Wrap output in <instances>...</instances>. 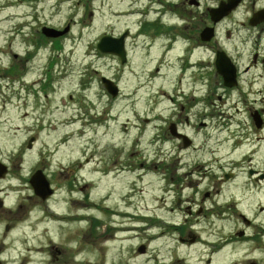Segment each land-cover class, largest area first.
I'll use <instances>...</instances> for the list:
<instances>
[{
	"label": "flooded vegetation",
	"instance_id": "1",
	"mask_svg": "<svg viewBox=\"0 0 264 264\" xmlns=\"http://www.w3.org/2000/svg\"><path fill=\"white\" fill-rule=\"evenodd\" d=\"M203 1L100 0L104 29L87 42L88 73L75 90L76 121L91 136L75 159L60 155L69 137L58 133L72 127L60 113L75 99L72 42L82 37L72 0H47L48 20L31 36L28 15L10 16L0 264L36 255L45 264H190L192 253L198 264H264V0L214 16L228 0ZM103 38L118 54L98 49ZM141 89L149 116L137 109ZM125 111L133 119L120 123ZM129 126L136 136L124 144L117 130Z\"/></svg>",
	"mask_w": 264,
	"mask_h": 264
},
{
	"label": "rangeland",
	"instance_id": "2",
	"mask_svg": "<svg viewBox=\"0 0 264 264\" xmlns=\"http://www.w3.org/2000/svg\"><path fill=\"white\" fill-rule=\"evenodd\" d=\"M46 1L47 0H28L27 2H24L21 7H18L17 5L21 4L19 0H0V60H6V47L8 42L7 32L12 25L10 22V16L13 17L19 14L18 16H16V18H20L21 16L28 15V23L30 27L28 33L29 36H31V33L35 28H37V25H41L42 21L45 22L48 20V14L50 15V13L48 9L49 4H47ZM202 3L204 8H211L218 3V0H205ZM66 6L67 5L63 6L62 9H66ZM101 6L102 4L100 3V0L93 2L88 0H72V19L78 22V24H76L74 28V36H78V34L81 33L82 37L80 39L81 43L75 45L72 42V94L75 96V99H72V106L69 105V108H67V110L60 113V120L62 123H66V121H69L70 117L72 116V127L61 125L60 129L58 130V133L62 138L69 137L68 142L60 146V155L64 158L72 155V158L75 159L83 155L87 145L86 138L87 136H91V133H87L88 129L86 127H83L82 123L76 121V117H79L78 113L80 111V106L82 103L78 102V100L80 99V93L75 92V90L81 86L80 77L88 73V63L91 57L88 55L89 49L86 47L87 42L93 41L95 38L97 39L98 36L102 34V31L104 29L103 23L101 21ZM90 12H93V14L97 16V20L95 19V21L91 23H89V20H87L85 23H83L81 20L87 18V15H89ZM63 13L64 12H62V14ZM60 18L63 19L62 17ZM23 45L24 42H21L20 44V42L16 41L13 45L14 51H22L24 48ZM205 57L207 56L205 55ZM102 65L103 63L101 62L94 63L95 67ZM144 80L145 79L143 78L142 74V83L144 82ZM123 83L127 90L134 87V83L132 85V81H130L129 79H126L125 81H123ZM68 90V87L62 86V94H64L62 98H67ZM144 91L145 89L140 90V100L138 102L137 109L140 112L141 116H149V106L146 102L147 95L143 94ZM84 106L81 110L82 112H84ZM160 112L163 113L162 107L156 110V113ZM127 118L133 119L131 117V112L125 111V114L119 122H125ZM130 129L131 127L129 126L128 131L126 132H123V130H117V137L119 139H122L121 142L124 144H130V140H132V138L136 136V130ZM148 133L149 130L145 134L146 137L149 136ZM99 136H102L101 132L99 133ZM144 143L145 142H142V144ZM79 174L83 176V179H86L89 175V169L87 167H83L82 171L79 172ZM77 207L83 208L84 206L78 205ZM72 212H76L74 210V207H72ZM73 228L74 227H72V232ZM23 231L27 233L30 232V230L28 229H23ZM191 256L193 257V259L190 264H198L195 263V261L200 259V254L192 253ZM28 259L30 260V264H45L42 263V259L38 255L30 256L28 257Z\"/></svg>",
	"mask_w": 264,
	"mask_h": 264
},
{
	"label": "water",
	"instance_id": "3",
	"mask_svg": "<svg viewBox=\"0 0 264 264\" xmlns=\"http://www.w3.org/2000/svg\"><path fill=\"white\" fill-rule=\"evenodd\" d=\"M241 0H228V2L226 3H221L219 8L214 9L212 11V15L214 16L215 13H219L222 11H229L233 8H235ZM98 49L104 53H115L118 54V52L114 51L113 45L110 44V39L107 38H103L101 39L100 44L98 45Z\"/></svg>",
	"mask_w": 264,
	"mask_h": 264
}]
</instances>
